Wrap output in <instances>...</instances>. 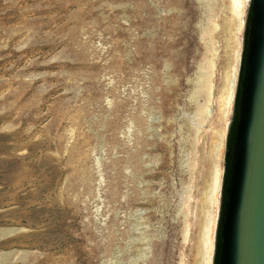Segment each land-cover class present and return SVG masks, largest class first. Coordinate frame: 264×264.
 Instances as JSON below:
<instances>
[{
  "label": "rangeland",
  "instance_id": "obj_1",
  "mask_svg": "<svg viewBox=\"0 0 264 264\" xmlns=\"http://www.w3.org/2000/svg\"><path fill=\"white\" fill-rule=\"evenodd\" d=\"M228 4L0 0V264H195Z\"/></svg>",
  "mask_w": 264,
  "mask_h": 264
},
{
  "label": "water",
  "instance_id": "obj_2",
  "mask_svg": "<svg viewBox=\"0 0 264 264\" xmlns=\"http://www.w3.org/2000/svg\"><path fill=\"white\" fill-rule=\"evenodd\" d=\"M212 264H264V0L247 5Z\"/></svg>",
  "mask_w": 264,
  "mask_h": 264
},
{
  "label": "bare ground",
  "instance_id": "obj_3",
  "mask_svg": "<svg viewBox=\"0 0 264 264\" xmlns=\"http://www.w3.org/2000/svg\"><path fill=\"white\" fill-rule=\"evenodd\" d=\"M249 2L250 0H229V4L227 5V8L230 11L229 16L225 15L226 16L225 19L227 20L226 31L229 33V36L227 37L226 40L227 58L223 71L224 72V77L222 81L223 83L218 93L219 97L217 96L218 97L217 116L222 121L226 120L227 122H226L225 130L221 127L216 131L217 149L216 151L215 149L211 151V156L213 158V167L211 170V174H209L211 179L210 178L208 179V186L203 193V197L201 196L200 199L201 205L199 206V212H200L199 219L201 222L198 233V241L196 242L197 244L195 246L196 249L195 253L197 256L195 260V264H211L214 257L215 234H216V226H217L218 218L216 217V213L214 212L213 205L215 202L216 204L219 202L218 205L220 206L219 193L221 191V186H222L221 165L219 164V161L218 162L214 161L215 158L214 154L216 152L218 156H220V154L221 155L223 154L221 153V150L224 147L227 139L228 127L230 124L229 116L232 114L234 108L235 94L237 88V78H238L237 73L239 69L240 56L242 51L241 44L239 45L240 42L239 32L241 27L245 24V21L243 22V15L244 12L246 13V7L249 4ZM215 110L216 109H214V106L213 108L210 107L208 114L206 115V118L214 117L213 115ZM217 215H219V212Z\"/></svg>",
  "mask_w": 264,
  "mask_h": 264
}]
</instances>
